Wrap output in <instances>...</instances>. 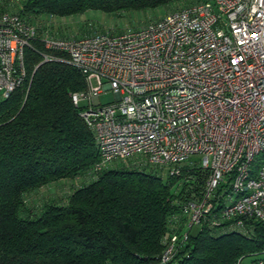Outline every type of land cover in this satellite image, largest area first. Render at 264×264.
<instances>
[{"label":"built area","instance_id":"built-area-1","mask_svg":"<svg viewBox=\"0 0 264 264\" xmlns=\"http://www.w3.org/2000/svg\"><path fill=\"white\" fill-rule=\"evenodd\" d=\"M37 30L33 18L0 10V100L25 82L23 51L38 41L50 51L39 63L63 61L83 75L70 99L93 135V172L116 161L187 178L197 168L202 184L167 216L159 264L194 226H264V0L198 1L119 31ZM102 90L111 101H98Z\"/></svg>","mask_w":264,"mask_h":264},{"label":"trees","instance_id":"trees-1","mask_svg":"<svg viewBox=\"0 0 264 264\" xmlns=\"http://www.w3.org/2000/svg\"><path fill=\"white\" fill-rule=\"evenodd\" d=\"M9 1L0 0V10H9ZM198 1L19 0L15 11L62 17ZM31 47L23 51L25 82L0 100V264H159L167 216L202 184L197 168L192 178L184 171L161 178L126 164L93 172V135L70 99L83 88V75L63 61L39 63L48 50L36 41ZM81 175L90 179L63 202L46 201L38 212L26 204L29 192ZM263 250L258 221H248L245 232L203 226L165 264H237Z\"/></svg>","mask_w":264,"mask_h":264},{"label":"rangeland","instance_id":"rangeland-1","mask_svg":"<svg viewBox=\"0 0 264 264\" xmlns=\"http://www.w3.org/2000/svg\"><path fill=\"white\" fill-rule=\"evenodd\" d=\"M20 5L19 0H10L6 6L9 10L15 11L16 7ZM179 3H170L165 6H157L152 9L134 10V11H118L112 13H106L99 10H87L81 14H74L68 16H51L40 15L37 18H33V22L38 26L37 38L45 33L47 36L59 35H81L83 33L96 32L103 29H113L119 31L123 28H132L140 26L149 20L156 19L162 16L164 13L180 8ZM38 42V41H36ZM39 43V42H38ZM44 51L43 53H45ZM90 84L92 87H98V83L95 77H90ZM98 101L100 103L109 102L112 100V95L108 90H102L98 95ZM260 157H257L255 164ZM115 165H125L123 161L118 163H109L106 167H112ZM150 168H145L149 170ZM156 175L164 178L166 173L157 169L153 170ZM90 178L88 176H78L73 179L59 180L53 183L41 186L37 190L29 192L26 195V204L31 207L34 212L40 211L42 204L46 201L63 202L66 195L74 187L81 183H86ZM30 209V210H31ZM199 228L194 226L190 233L195 234ZM264 258V252L259 255ZM253 259L252 256H246L242 258L238 264H249Z\"/></svg>","mask_w":264,"mask_h":264}]
</instances>
